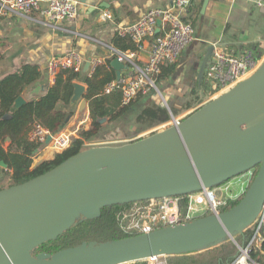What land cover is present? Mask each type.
<instances>
[{"label":"water","instance_id":"obj_1","mask_svg":"<svg viewBox=\"0 0 264 264\" xmlns=\"http://www.w3.org/2000/svg\"><path fill=\"white\" fill-rule=\"evenodd\" d=\"M212 53L209 47L202 59L199 83ZM111 65L117 79L128 68L118 57ZM90 66L91 60L83 71ZM73 85L72 105L80 101L83 109L88 104L87 87ZM25 102L20 95L12 110ZM171 116L170 126L148 136L82 149L43 173L1 189L0 264H130L204 251L228 239L240 252L246 243L240 244L236 236L245 239L264 210V57L250 76L229 90L180 121L172 112ZM1 165L6 167L3 161ZM253 168L256 174L240 201L227 211L125 238L34 253L79 221L100 217L104 207L182 196L244 174L247 180L246 173Z\"/></svg>","mask_w":264,"mask_h":264},{"label":"crops","instance_id":"obj_2","mask_svg":"<svg viewBox=\"0 0 264 264\" xmlns=\"http://www.w3.org/2000/svg\"><path fill=\"white\" fill-rule=\"evenodd\" d=\"M77 1V17L54 23L53 26L38 11L29 15H0V50L4 56L0 60V78L25 63L38 65L42 73L40 79L22 93L26 101L39 99L55 84L56 77L50 74L48 68L52 57L74 51L81 55L85 63L98 60L100 64H105L108 59L115 58L117 48L113 44V38L121 26L138 21L150 8L169 7L172 4V0ZM204 2L205 0H194L187 8L176 9V12L193 24L195 40L184 50L175 69L158 82L166 99L179 110L183 106V97L192 89L190 83L209 47L214 50L222 46L235 55L251 50L256 44L264 48V9L247 0H208L207 7L203 9ZM44 4L45 2L42 3ZM104 9H110L111 18L102 19ZM151 43L152 39L146 38L135 50V61L142 67L149 58ZM88 71H93V66ZM129 72L128 67L122 71V76L129 75ZM153 97L149 90L143 92L127 108L95 125L90 118L88 104L83 109L79 105L70 122L55 135L62 132L72 134L70 148L77 151L91 146L120 145L148 136L153 131L160 130L156 128L164 127V124L152 130L150 128L149 131L135 122V115ZM205 102L186 110L185 117ZM184 115L179 118L183 119ZM10 144V139H7L3 145L8 149ZM59 155L53 145L48 144L39 156L33 158L30 171L60 161ZM13 172L11 170L7 176L8 181H11ZM198 255L201 253L194 252L186 257L189 259ZM183 257L185 256H166L163 257L162 264H177V258ZM130 264L156 263L143 260Z\"/></svg>","mask_w":264,"mask_h":264},{"label":"built area","instance_id":"obj_3","mask_svg":"<svg viewBox=\"0 0 264 264\" xmlns=\"http://www.w3.org/2000/svg\"><path fill=\"white\" fill-rule=\"evenodd\" d=\"M247 1L264 9V0ZM43 2H45L44 5H42ZM193 2L194 0H172L171 6L150 8L138 21L118 29L119 36L129 37L138 45L146 38H151L150 55L145 66L142 67L135 61L136 51L115 50L114 55L128 65L130 72L129 75L121 76L109 83L105 88L107 93L116 87L121 88L124 103L129 105L141 93L157 88L156 76L161 72L162 65L178 61L187 46L195 40L193 24L176 12V9L187 8ZM78 4L77 0H0V15H29L38 11L46 18L48 24L53 26L54 23L75 19L79 13ZM101 17L103 20L111 18L110 9H104ZM158 20H161L160 25ZM225 49L222 46L214 48L212 57L207 63L204 76L214 90L209 100L250 76L263 59L255 58L252 51L235 55ZM99 64L98 60L91 61L93 70ZM84 65L85 61L81 55L71 51L52 57L48 68L50 74L56 77L62 69L68 68L80 72ZM180 120L181 118H177V121ZM29 138L32 141L44 143L46 146L52 144L63 154L70 150L72 134L62 132L53 135L42 123H35L29 133ZM240 195L233 181H230L182 196L155 198L133 203L129 209L121 213V219L125 222L128 231L149 232L208 214H218L224 205L231 200L239 199ZM263 224L264 210L254 224L255 229L249 241L245 247L240 249L239 255L231 264H264L255 256L258 251L264 255V251L261 250V243L264 241ZM162 258L149 260L162 264Z\"/></svg>","mask_w":264,"mask_h":264},{"label":"trees","instance_id":"obj_4","mask_svg":"<svg viewBox=\"0 0 264 264\" xmlns=\"http://www.w3.org/2000/svg\"><path fill=\"white\" fill-rule=\"evenodd\" d=\"M185 20L189 21L188 19ZM113 44L117 50L123 52L127 50L135 51L139 48V45L131 38L121 37L118 33L113 38ZM249 51L253 52L255 58H263L264 48H261L260 45L252 46ZM3 57L0 50V60ZM111 60L112 58L108 59L105 64L97 65L91 72H83V70L76 72L68 68L62 69L56 75L55 84L49 87L39 99L27 100L14 111L12 107L16 99L22 95L26 88L33 86L40 79L41 70L36 64L25 63L19 69L8 72L0 78V190L24 182L56 165V163L52 162L50 165L30 171V164L33 162V158L46 145L32 141L29 138V133L35 123H42L53 135L65 128L76 113L75 107L72 105L75 90L74 82H80L87 87L85 97L88 100L90 118L94 125L99 124L100 119L104 117L111 118L129 106L124 103V94L121 88L116 87L108 93L105 91L109 83L117 80V73L111 65ZM176 66L177 61L163 64L161 72L156 76V82L158 83L165 78ZM200 91L202 95L199 94L201 93ZM203 93L208 97L214 93L205 76L200 84L198 78L194 79L192 89L183 97V106L180 110H190L203 102ZM170 110L174 115L180 111L174 108L173 105L170 106ZM170 110L167 106L161 104L160 101L151 99L136 113L135 122L140 126L156 128L172 120ZM7 139L11 141L8 149L3 145ZM76 152L78 151L70 148L61 157L64 155L69 157ZM2 161L6 163V167L1 165ZM11 170L14 171L11 181L8 185H3L2 181L10 174ZM255 174L256 172L253 177ZM241 197L237 200L229 201L227 205L221 208V211H227L234 207ZM131 206V204H124L104 207L100 217L79 221L56 240L49 241L35 249L34 253L37 254L42 251L54 253L60 249L80 244L83 241L102 242L135 235L139 232L128 231L125 227V222L121 219V213ZM254 229L255 225H252L246 231L245 239L241 235H237L236 240L241 243H247ZM262 232L264 235V224ZM233 242L228 239L218 246L200 251L201 255L191 256L189 259L186 256L194 252L182 254L185 257L177 258L178 261L176 263H231L238 255L237 246ZM261 250L264 251V241L261 243ZM255 256L264 263V255L260 251Z\"/></svg>","mask_w":264,"mask_h":264},{"label":"rangeland","instance_id":"obj_5","mask_svg":"<svg viewBox=\"0 0 264 264\" xmlns=\"http://www.w3.org/2000/svg\"><path fill=\"white\" fill-rule=\"evenodd\" d=\"M199 68H200V66L198 67V71H199ZM198 71H197V73L193 76V79H195V78H197V76H198ZM187 77V76H186ZM194 81V80H193ZM193 81H192V83H190L191 85L193 84ZM189 84V83H188ZM188 84L186 85V87L188 86ZM191 85H190V87H191ZM149 92H150V94L152 93L153 95H154V97L152 98V99H156V100H158V101H160L161 102V104H163V105H165V103H164V100H163V96H164V99H165V101H167V103H168V105H169V110H170V106H172V104H171V102L170 101H168L167 99H166V97H165V95L163 94V92L161 91V86L159 85V83H157V88L155 87V88H151V89H149ZM201 92V91H200ZM200 95H202V92L201 93H199ZM138 96H140V95H138ZM211 96V95H210ZM210 96L208 97L206 94L204 95V93H203V102H205V101H208L209 100V98H210ZM79 105H80V101H78L75 105H73V107H75V112L77 111V108L79 107ZM167 105V106H168ZM166 106V105H165ZM170 112H171V110H170ZM187 111L185 110H180L176 115H175V117L176 118H179V117H181L182 115H184L185 113H186ZM184 117H185V115H184ZM172 121V120H171ZM171 121H169V122H167V123H165L164 124V127H168V126H170L171 125ZM163 125V124H162ZM162 125H159V126H162ZM143 127V129H146V130H149L150 131V128H148L147 126H142ZM164 127H159V128H156V129H163ZM152 129H154V128H151V130ZM46 147V146H45ZM45 147H43V149L45 148ZM43 149H41L40 150V152L38 153V156H39V154H41L42 152H43ZM61 152L62 151H58L57 149H56V153L60 156L59 157V159L62 161L63 160V158L65 159V158H67L66 156H68V155H64V156H62L61 157ZM60 161H56L55 163L56 164H58ZM256 171V169L255 168H253V169H251V170H249L247 173H246V175L249 177L248 179H247V181H244V179H243V177H244V175H241V176H237V177H234V178H232L231 180H229L228 181V183L230 182V181H233V183L235 184V188H237V190H238V192H240V197L243 195V193H244V191L246 190V188H247V186H248V184H249V181H250V178L252 177V175L254 174V172ZM8 177L6 176V178L4 179V180H7V182L6 183H4V180L2 181L3 183V185H8V183L10 182V181H8V179H7ZM227 183V182H226ZM233 242V241H232ZM233 243H235V242H233ZM240 244H241V242H239ZM235 245L237 246V249H238V252H239V247H238V244L237 243H235ZM162 260H163V258H162Z\"/></svg>","mask_w":264,"mask_h":264}]
</instances>
